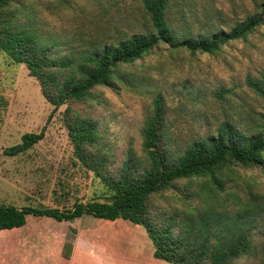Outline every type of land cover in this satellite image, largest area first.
<instances>
[{
    "label": "rangeland",
    "instance_id": "obj_1",
    "mask_svg": "<svg viewBox=\"0 0 264 264\" xmlns=\"http://www.w3.org/2000/svg\"><path fill=\"white\" fill-rule=\"evenodd\" d=\"M262 1L181 0L186 8L183 18L176 21L174 5L172 21L187 32L204 33L210 27L229 30L247 15L260 12L256 6ZM13 6L20 9L24 24L38 27L43 44L55 39L61 43L54 52L59 57H77L79 51L92 49L82 45L81 38L112 42L147 29L136 0H15ZM121 70L126 77L118 79L116 87H95L85 101L69 102L54 110L26 65L13 62L0 51V204L66 209L75 201L108 199L111 190L74 153L64 123L67 107L97 122L100 138L96 146L108 154L107 173L125 160L128 149L142 155L141 132L154 94L163 95L172 147L185 145L212 129L222 106L247 103L260 111L262 101L246 85L245 77H258L264 70V19L245 39L229 41L213 54L175 50L162 44ZM129 72L133 76L129 77ZM220 86L232 90L227 101L217 100L213 93ZM40 131L43 137L25 151L5 154L4 149L21 143L23 134ZM225 180L226 191L219 195L232 199L228 204L230 213L243 208L238 198L255 209L257 204L259 209L264 205V174L260 169L231 164L225 169ZM177 184L182 186L184 182ZM173 195V190H166L156 196L155 204L178 209L187 205L173 200ZM259 212L252 230L256 247L261 240L264 208ZM99 219L83 215L72 222H57L28 215L24 226L0 231V261H16L10 257L15 251L25 255L57 249L60 234L69 239L76 235L77 230L70 226L78 227L82 234L93 232L90 238L96 251L112 248L135 254L154 249L142 225L126 220L129 229L125 230L118 222L105 219L98 224ZM236 264L261 263L259 256L253 255L240 258Z\"/></svg>",
    "mask_w": 264,
    "mask_h": 264
},
{
    "label": "trees",
    "instance_id": "obj_2",
    "mask_svg": "<svg viewBox=\"0 0 264 264\" xmlns=\"http://www.w3.org/2000/svg\"><path fill=\"white\" fill-rule=\"evenodd\" d=\"M14 1L0 0V51L13 62L26 65L54 110L69 102L85 101L95 87H116L117 80L126 77L123 65H133L162 44L175 50L213 54L229 41L245 39L264 19L263 0L256 6L260 12L247 15L229 30L210 27L204 33L187 32L172 21L174 5L176 21L183 18L186 8L181 0H136L146 18L145 31L112 42H87L81 38L82 45L92 49L79 51L77 57H59L54 52L61 43L55 39L43 44L38 27L20 20L21 11L13 6ZM62 47L65 49V43ZM245 83L262 101L260 111L247 103L222 106L212 129L175 147L168 134L163 95L154 94L141 132L142 155L128 149L125 160L111 173H107L108 154L96 146L100 138L97 122L67 107L64 123L75 155L104 181L111 194L105 201H75L66 209L0 204V231L24 226L28 215L57 222L91 215L142 225L154 247V257L170 264H236L240 258L253 255H258L264 264V221L259 246L252 238L264 205L259 209L257 204L255 209L250 202L247 205L238 198L243 208L230 213L228 204L232 199L219 195L226 191L225 169L231 164L256 167L264 174V70L258 77H245ZM213 93L217 100L227 101L232 90L220 86ZM42 137L43 131L25 133L21 143L4 152L16 155ZM181 181L184 184L179 186ZM169 189L174 191L173 200L187 204L184 208L155 204L156 196ZM69 228L76 232L74 227ZM73 242L74 238L64 240V257L70 255Z\"/></svg>",
    "mask_w": 264,
    "mask_h": 264
},
{
    "label": "crops",
    "instance_id": "obj_3",
    "mask_svg": "<svg viewBox=\"0 0 264 264\" xmlns=\"http://www.w3.org/2000/svg\"><path fill=\"white\" fill-rule=\"evenodd\" d=\"M97 222L100 224L102 220ZM108 222H118L122 229L128 230L126 220L116 219ZM68 226V225H67ZM121 229V230H122ZM77 233L74 236L73 247L68 257L63 256L62 246L66 239L65 234L59 235L61 244L57 245V249H48L34 252H26L22 255L15 251L11 259L17 260L6 261L2 259L0 264H170L164 260L155 258L153 250H148L140 253H129L128 251H117L112 248H107L102 251L92 249L93 242L91 241L92 233L82 234L81 230L76 227ZM148 236V235H147ZM149 238V237H148ZM58 239V236H57ZM113 247L112 244H109ZM13 253V252H12ZM10 259V258H9Z\"/></svg>",
    "mask_w": 264,
    "mask_h": 264
}]
</instances>
